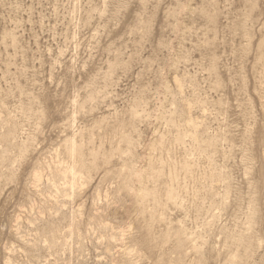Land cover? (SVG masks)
<instances>
[{
  "label": "rangeland",
  "instance_id": "1",
  "mask_svg": "<svg viewBox=\"0 0 264 264\" xmlns=\"http://www.w3.org/2000/svg\"><path fill=\"white\" fill-rule=\"evenodd\" d=\"M0 264H264V0H0Z\"/></svg>",
  "mask_w": 264,
  "mask_h": 264
}]
</instances>
